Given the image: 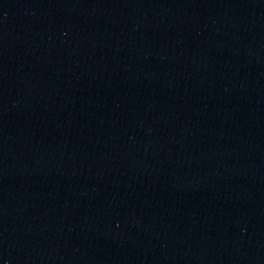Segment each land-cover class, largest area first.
<instances>
[{
    "label": "water",
    "instance_id": "1",
    "mask_svg": "<svg viewBox=\"0 0 264 264\" xmlns=\"http://www.w3.org/2000/svg\"><path fill=\"white\" fill-rule=\"evenodd\" d=\"M0 264H264V0H0Z\"/></svg>",
    "mask_w": 264,
    "mask_h": 264
}]
</instances>
